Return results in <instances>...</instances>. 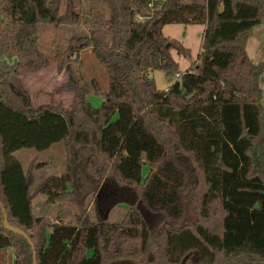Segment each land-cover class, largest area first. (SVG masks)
Instances as JSON below:
<instances>
[{
	"label": "trees",
	"instance_id": "1",
	"mask_svg": "<svg viewBox=\"0 0 264 264\" xmlns=\"http://www.w3.org/2000/svg\"><path fill=\"white\" fill-rule=\"evenodd\" d=\"M101 1L109 43L92 31L48 55L37 24L86 15L72 0H0V264H264V60L246 52L264 0ZM168 23L204 25L201 63L159 89L145 72L177 74L169 47L188 53L163 34ZM84 48L105 68L103 92L79 73ZM52 64L69 102L32 107L21 79ZM60 141L63 172L30 191L42 163L23 170L14 151ZM36 193L75 205L73 222L35 215ZM120 204L124 216L109 222Z\"/></svg>",
	"mask_w": 264,
	"mask_h": 264
},
{
	"label": "rangeland",
	"instance_id": "2",
	"mask_svg": "<svg viewBox=\"0 0 264 264\" xmlns=\"http://www.w3.org/2000/svg\"><path fill=\"white\" fill-rule=\"evenodd\" d=\"M65 1V0H61ZM76 10L83 12L88 19L78 24H53L49 22H39L36 26L38 46L41 51L48 55H53L56 51L62 50L72 35L88 34L94 32L95 37L103 43H109L110 37L106 33L102 22L107 18L108 9L101 0H72ZM63 9V8H61ZM204 25L200 23H168L163 25L162 32L172 42L179 43L187 49V54L177 53L175 47L169 44V53L178 63V73L171 74L160 69H148L145 74L153 78L155 85L159 89H164L175 82L179 77V72L187 69L190 65H200L201 39ZM246 52L252 62L264 60V21L253 26L246 41ZM79 73L86 81L95 79L101 91L107 89V77L104 66L96 59L90 48L79 51ZM139 70L134 71V75ZM22 84L27 92L32 107L41 104L57 103L67 105L70 99L68 92H55L66 80L65 72H58L56 65L52 64L36 72H31L22 77ZM258 85L261 89L260 102L264 105V80L260 75ZM87 99L91 106L98 107L102 102L100 93H89ZM14 156L20 161L23 170H26L32 163H42L32 171L29 189L34 188L46 177L62 173L65 164V151L62 142H56L44 150L33 148H21L14 151ZM146 167L142 169L144 172ZM33 213L37 216H45L51 223L60 220L61 222H73V215L76 207L66 201H58L54 204L45 203V195L36 193L31 200ZM127 206L120 204L114 207L107 220L117 222L122 219ZM89 213L92 220H95L92 206H89Z\"/></svg>",
	"mask_w": 264,
	"mask_h": 264
},
{
	"label": "water",
	"instance_id": "3",
	"mask_svg": "<svg viewBox=\"0 0 264 264\" xmlns=\"http://www.w3.org/2000/svg\"><path fill=\"white\" fill-rule=\"evenodd\" d=\"M167 45H168V44H167ZM167 45H166V46H167ZM3 224H4V227H5V228H8V229H10V230H12V231H14V232H17V233L23 235V236H26V234H25L22 230L9 226V224L7 223L6 215H5V214H3ZM28 241H29V240H28ZM29 243H30V241H29ZM33 259H34V254H33ZM33 264H35L34 260H33Z\"/></svg>",
	"mask_w": 264,
	"mask_h": 264
},
{
	"label": "built area",
	"instance_id": "4",
	"mask_svg": "<svg viewBox=\"0 0 264 264\" xmlns=\"http://www.w3.org/2000/svg\"><path fill=\"white\" fill-rule=\"evenodd\" d=\"M152 4H153V1H152V0H150V2L147 4V8H148V9H151V7H152Z\"/></svg>",
	"mask_w": 264,
	"mask_h": 264
},
{
	"label": "crops",
	"instance_id": "5",
	"mask_svg": "<svg viewBox=\"0 0 264 264\" xmlns=\"http://www.w3.org/2000/svg\"><path fill=\"white\" fill-rule=\"evenodd\" d=\"M91 93H93V92H91ZM90 93V94H91ZM55 175V174H54ZM45 203L47 204V205H49V203L48 202H46V199H45ZM55 203V202H54ZM54 203H51V204H54ZM8 253H10V249H8Z\"/></svg>",
	"mask_w": 264,
	"mask_h": 264
}]
</instances>
